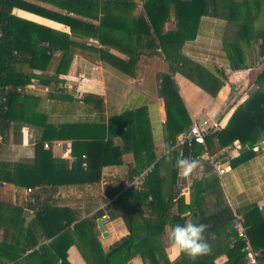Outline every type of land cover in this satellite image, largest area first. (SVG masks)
<instances>
[{
    "label": "trees",
    "instance_id": "obj_1",
    "mask_svg": "<svg viewBox=\"0 0 264 264\" xmlns=\"http://www.w3.org/2000/svg\"><path fill=\"white\" fill-rule=\"evenodd\" d=\"M172 2L178 28L162 34L167 6ZM141 4H144L146 16H138L136 23L154 30L168 59L172 57L170 45L179 49L185 40L195 38L200 19L205 14L227 20L225 50L231 69L246 68L247 61L252 59L244 46L256 44L259 57L264 59V0H143ZM97 6L98 0H0V142L9 140L12 129L15 136H21L22 126L26 124L38 126L42 133L35 143L37 159L33 163L1 162L0 180L30 187L32 192L37 188L41 196L46 195L38 203L33 199L30 202L35 210L33 220L43 231L42 243L36 238L8 241L7 236H0V264H21L24 260L34 264H71L67 250L73 244L78 246L89 264H126L137 256L142 257L144 264H216L215 259L224 253L228 259L223 264H249L247 242L234 227V216L205 233L206 237L214 234V239L209 240L210 251L194 262L183 254L170 261L160 234L167 225L172 228L187 221L195 223L199 194L218 181L215 174L195 178L191 199L187 202L179 188L178 158L200 154L196 144L207 147L214 154L239 140L243 150L241 157L245 158L260 148L264 138V67L256 78L258 87L236 108L224 128L210 130L205 135V144L186 139L173 149L171 186L176 191L164 201L159 161H155L150 144V128L147 129L145 117H140L142 107L112 115L108 123L66 121L55 124L37 110L38 95L18 90L28 84L40 83L49 86L52 93L62 90L65 94L64 87H58L64 82L59 76L69 71L77 45L68 33L24 18L15 14L14 9L68 24L76 32L79 27L95 26L84 17L98 18L101 10L96 9ZM66 10L75 16L65 13ZM104 22L105 17H102L101 25ZM130 34L134 36L135 32L132 30ZM138 42L128 50L133 60L144 50ZM110 55L104 50L101 53L104 60ZM180 60L185 64L181 68L185 74L212 95H217L227 78L224 70L216 75L181 55ZM110 62L119 70H122V64L130 65L121 60ZM159 93L166 103L168 137L176 141L179 132L192 126V120L172 73L161 75ZM67 96L69 101H75L73 94ZM117 136L121 139L118 144L114 141ZM61 138L72 140L76 160L54 158L52 151L44 148V140ZM41 150L44 156H40ZM126 152L134 153L135 165H129L128 177L111 195L117 194L114 202L122 209L129 234L106 251L95 232L96 218L103 215L102 211L94 218L77 220L69 208L53 206L50 196L56 194L59 185L100 181L103 167L123 163ZM83 162H87L86 167ZM207 168L211 170L212 165L209 163ZM137 176H143L139 187L132 183ZM126 181L130 183L125 187ZM12 209L19 210L17 215L22 214L20 208ZM243 217L246 237L258 252L260 262L264 259L261 254L264 215L257 207H250Z\"/></svg>",
    "mask_w": 264,
    "mask_h": 264
},
{
    "label": "crops",
    "instance_id": "obj_2",
    "mask_svg": "<svg viewBox=\"0 0 264 264\" xmlns=\"http://www.w3.org/2000/svg\"><path fill=\"white\" fill-rule=\"evenodd\" d=\"M96 9L101 10L98 18L84 17L95 26L79 27L76 32H73L68 24L17 9L15 14L68 33L78 48H75L76 51L72 55L69 71L59 76L64 82L59 83L58 87H64L65 94H62V90L52 93L49 86L40 83H32L36 86V90L29 93L39 96L37 110L46 114L55 124L66 121L108 123L112 115L142 107L140 117H145L147 129L150 128L151 131L150 144L156 156L155 161H159L161 189L163 199L167 201L176 191V188L173 189L171 186L173 149L187 139L194 124L201 123L203 120H208L212 125L217 123L218 128H224L236 108L258 87L256 78L264 65V59L259 57L256 44L244 46L252 59L247 61L246 68L231 69L225 50L227 20L223 17L203 15L195 38L185 40L179 49L174 44L170 45L169 51L172 52V57L168 59L154 30L136 23L138 16H146L144 4L137 0H98ZM21 11L29 15H23ZM65 13L75 16L67 10ZM78 17L81 18V16ZM102 17H105V22L101 25ZM165 20L162 34L178 28L173 2L167 6ZM132 30L133 33L135 32L134 36L130 34ZM139 39L141 42H138ZM136 42L142 44L144 50L140 55H135L133 60L128 50L132 49ZM103 50L111 53L113 57L110 55L107 56L108 60H104L101 56ZM173 51H175L174 54ZM180 55L200 64L213 74L220 75L221 70L226 72L227 78L217 95H212L183 72L181 68L185 64L180 60ZM113 60L117 62L121 60L130 65L122 64V70H119L110 64ZM165 73L173 74L192 120V126L179 132L176 141L168 137L166 103L159 93L161 75ZM68 94L75 96L74 102L69 101ZM40 132L38 126L30 124L22 126L21 136L17 134L15 136L12 129L9 140L0 142V163L3 161L33 163L37 159L35 143L42 135ZM183 132L185 136L180 138ZM60 140L72 143L69 138ZM52 141L53 139L44 140L43 146L45 142ZM114 141L118 144L121 139L117 136ZM262 143L264 138L260 148L251 152L247 158L241 157L243 150L239 149V155L226 162L225 171L221 175L217 174L213 168L208 170V156L211 153L207 147L195 145L201 150L198 154L201 158L197 159V155L190 159L199 160L198 169L189 178H182L178 172V182L184 188L182 194L185 200L189 202L191 199V187L195 178L213 174L218 177L215 184L199 194L195 224H206L208 231L230 220L235 214L244 216L250 207H257L264 215V144ZM63 150V148L51 150L52 157L69 162L76 160L73 149L70 157H63ZM44 154L43 151L40 152V156ZM123 159L124 162L121 164L103 167L102 174L107 172L108 184L103 186L98 181L80 185H59L56 194L50 196L53 206L69 208L77 216V220L86 217L94 218L99 211H102L103 215L97 218L107 217L104 225L109 235L102 236L97 225L95 232L106 251L129 234V229L121 215L122 209L114 202L117 194L111 195L122 180L128 177L129 165H135L136 162L133 152H126ZM142 181L143 176H137L132 183L139 187ZM129 183L130 181H126L125 187ZM29 188L21 184L17 185L10 180H0V236H7L8 241L22 240L26 237L29 240L36 238L41 244L44 237L43 231L33 220L35 210L30 205L31 200H34V193L38 190L33 188V192H30ZM44 197L46 195L41 196L39 193L38 201L34 202L38 203ZM12 207L20 208L22 214L17 215L19 210L16 211ZM166 229L171 230V227L167 225L160 237L167 257L170 261H174L178 256L170 247ZM67 259L71 264H89L75 244L68 248ZM227 259L228 256L224 253L215 259V263L223 264ZM21 264L34 263L24 260ZM126 264H144V262L142 257L137 256ZM258 264H264V259Z\"/></svg>",
    "mask_w": 264,
    "mask_h": 264
},
{
    "label": "built area",
    "instance_id": "obj_3",
    "mask_svg": "<svg viewBox=\"0 0 264 264\" xmlns=\"http://www.w3.org/2000/svg\"><path fill=\"white\" fill-rule=\"evenodd\" d=\"M139 3H142L143 0H137ZM18 90H21L22 92H30L33 90H36V86L32 84H28L23 89L19 88ZM46 90H48V87H46ZM218 124L214 123L213 125L210 124L208 120H203L201 123L194 124L189 134L187 135V140H194L197 143L205 144V135L210 131L211 128H218ZM190 137V138H189ZM189 138V139H188ZM44 147L48 150H55L57 148H63V157H70L72 154V143L69 141H63L60 139H55L52 142H45ZM241 144L239 142H234L232 145L228 146V148L225 147L223 151L220 152V154H211L208 156L209 163L212 165L213 170L217 174H222L225 171V164L227 161L234 159L239 155L238 150L241 149ZM197 159H200L201 156L198 155L196 157ZM83 166H87V162H83ZM101 184L104 186L108 184L107 179V172L102 174ZM179 188L183 191L184 188L181 184H179ZM30 192L32 191L31 188L28 189ZM234 227L237 229L238 233L242 236H244L247 245H246V257L247 261L250 264H258L257 255L258 252L253 249L251 246L248 238L245 234V225H244V217L240 214L234 215Z\"/></svg>",
    "mask_w": 264,
    "mask_h": 264
},
{
    "label": "clouds",
    "instance_id": "obj_4",
    "mask_svg": "<svg viewBox=\"0 0 264 264\" xmlns=\"http://www.w3.org/2000/svg\"><path fill=\"white\" fill-rule=\"evenodd\" d=\"M199 163V160L178 158L176 167L182 178H189L196 172ZM207 229L206 224H195L191 221H187L183 225L176 224L171 230L166 229L174 254L176 256L183 254L193 262L207 254L210 251L209 240L214 239V234L205 236Z\"/></svg>",
    "mask_w": 264,
    "mask_h": 264
},
{
    "label": "water",
    "instance_id": "obj_5",
    "mask_svg": "<svg viewBox=\"0 0 264 264\" xmlns=\"http://www.w3.org/2000/svg\"><path fill=\"white\" fill-rule=\"evenodd\" d=\"M14 13H17L16 8L14 9ZM184 136H185V133L183 132V133H181L180 138H183ZM263 144L264 143H262V145ZM38 199H39V192L37 191L34 193V201L37 202ZM96 221H97V227H98L99 231L101 232L102 236L106 237L107 235H109V231H107V229L104 225V223L107 221V217L106 216L98 217ZM261 254L264 255V249L261 250Z\"/></svg>",
    "mask_w": 264,
    "mask_h": 264
},
{
    "label": "rangeland",
    "instance_id": "obj_6",
    "mask_svg": "<svg viewBox=\"0 0 264 264\" xmlns=\"http://www.w3.org/2000/svg\"><path fill=\"white\" fill-rule=\"evenodd\" d=\"M261 23H263V22H261ZM263 67H264V65H263ZM263 67L261 68V70L263 69ZM255 78H256V74H255Z\"/></svg>",
    "mask_w": 264,
    "mask_h": 264
},
{
    "label": "bare ground",
    "instance_id": "obj_7",
    "mask_svg": "<svg viewBox=\"0 0 264 264\" xmlns=\"http://www.w3.org/2000/svg\"><path fill=\"white\" fill-rule=\"evenodd\" d=\"M221 175V174H220ZM250 264V263H249Z\"/></svg>",
    "mask_w": 264,
    "mask_h": 264
}]
</instances>
